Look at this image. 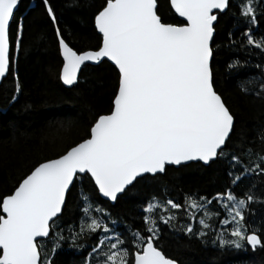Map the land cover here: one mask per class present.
<instances>
[{"label": "snow or ice", "instance_id": "1", "mask_svg": "<svg viewBox=\"0 0 264 264\" xmlns=\"http://www.w3.org/2000/svg\"><path fill=\"white\" fill-rule=\"evenodd\" d=\"M170 3L184 23L162 22L157 14V0H106L94 15V27L102 37L95 50L75 51L56 27L63 57L59 79L64 85L74 86L78 82L85 62L99 63L104 58L115 66L117 82L109 111L94 116L87 138L57 158L38 163L14 191L0 197V264H53L46 254L42 259L38 238L51 236L54 254L61 241L71 239L75 247L83 248V244L76 242L94 234L99 235L84 264H177L154 244L159 236L157 221L171 226L176 219L172 210L182 208L172 199H150L142 208L144 229H129L130 241L124 233L109 228L104 210L99 206L93 209L90 197L83 191V216L78 230L70 226L66 237L63 229L56 231L60 228L57 220L68 194L82 176H89L100 194L116 201L119 194L146 173H164L167 166L189 161L208 164L217 158L229 161L230 187L211 199L186 196L185 215L189 222L182 231L207 243L208 230L213 225L206 218H210L209 206L216 201L224 218L218 221L221 227L211 244L220 249L264 248V234L250 231L245 223V212L254 200L252 189L242 197L232 191L250 174L264 175V129L257 136L259 147L243 137L230 145L235 116L214 86L213 38L218 19L214 10L224 12L229 8V0ZM257 3L258 0H244L240 5L248 25L242 35L248 46L264 54V36L253 35V26L259 23ZM42 4L55 24L56 15L49 0H42ZM18 5L19 0H0V79L13 71V50L20 48L23 23L14 17ZM14 20L13 38L10 30ZM238 65V61H232L227 67L231 70ZM254 67L264 77V64ZM20 91L16 77L15 92ZM241 91L249 89L242 83ZM255 95H264V82ZM11 99L15 101L17 96ZM228 147L231 151L226 153ZM93 210L97 215L92 214ZM157 210L167 214L157 215ZM197 213H203L198 221ZM194 222L199 223V229Z\"/></svg>", "mask_w": 264, "mask_h": 264}, {"label": "trees", "instance_id": "2", "mask_svg": "<svg viewBox=\"0 0 264 264\" xmlns=\"http://www.w3.org/2000/svg\"><path fill=\"white\" fill-rule=\"evenodd\" d=\"M105 2L49 0L56 15L53 24L42 0H19L14 17L23 23L20 48L13 50V71L0 83V197L10 194L38 163L57 158L87 138V129L94 116L109 111L117 82L115 67L104 60L97 65L86 64L81 68L78 82L65 87L59 79L62 60L55 32L59 27L65 42L75 51L95 50L101 36L94 28V15ZM243 2L229 0V8L218 13L213 38L214 86L235 116V131L229 144L238 143L243 137L259 147L257 136L264 129V95L257 96L255 92L264 77L254 65L264 64V54L248 46L242 35L248 27L241 15ZM256 7L259 23L253 26V35L261 37L264 36V0H258ZM157 14L164 23L182 24L168 0H157ZM15 30L14 20L10 37L14 38ZM232 61H238L239 65L230 70L227 66ZM16 77L21 88L18 94L15 92ZM258 77L260 79H256ZM249 80L252 83H248ZM242 83L248 92L241 91ZM13 95L17 96L15 101L11 99ZM229 151L230 147L225 148L226 153ZM229 169V161L225 158H217L207 165L191 162L177 167L167 166L162 174L138 178L112 204L99 196L89 176H82L67 196L57 220L60 228L56 231L63 229L67 237L70 226L78 230L83 216L81 191L90 197L93 209L99 206L104 210L109 228L124 233V238L129 241V229L143 231L142 208L150 199L155 197L160 202L172 199L182 208L172 210L176 219L171 226L157 221L159 236L154 241L166 257L175 259L177 264H264V248L258 247L255 251L250 246L239 250L220 249L211 244L221 227L218 221L224 218V211L216 201L209 206L210 218H206L213 225L208 230L207 243L182 231L183 225L189 222L185 215V197L211 199L216 193L224 192L230 187ZM250 188L254 200L245 212V223L250 231L254 229L258 234H264V175L250 174L233 186L232 191L242 197ZM92 214L97 215L95 210ZM160 214L167 213L157 210V215ZM202 214L197 213V221ZM194 227L199 229V223L194 222ZM98 235L78 240L76 243L83 244V248H77L71 239H65L54 254L51 236L39 240L42 259L46 254L53 264H84Z\"/></svg>", "mask_w": 264, "mask_h": 264}, {"label": "water", "instance_id": "3", "mask_svg": "<svg viewBox=\"0 0 264 264\" xmlns=\"http://www.w3.org/2000/svg\"><path fill=\"white\" fill-rule=\"evenodd\" d=\"M168 2H169V6H170V8H171V10L174 12V14L176 15V17L182 22V23H184L185 21H184V18H182V17H179V15L175 12V10L171 7V3H170V0H168ZM226 11V10H225ZM224 11V12H225ZM15 12H16V10H15ZM218 13H221V12H219L218 10H214V14H216L217 16H218ZM223 13V12H222ZM15 14V13H14ZM216 23V22H215ZM215 25V24H214ZM95 28V27H94ZM96 30V29H95ZM96 32H97V30H96ZM98 33V32H97ZM99 34V33H98ZM215 34V33H214ZM100 35V34H99ZM101 40H102V37H101ZM58 47H59V43H58ZM92 50V49H91ZM85 51H87V50H85ZM59 53H60V50H59ZM60 56H61V60H62V65H63V57H62V55H61V53H60ZM104 61H107V62H109L111 65H113L112 64V62L111 61H109V60H107V58H104L103 59ZM102 60V61H103ZM100 63V62H99ZM99 63H97V62H91V61H89V62H85V64L84 65H86V64H89V65H97V64H99ZM62 65H61V68H62ZM84 65H82L81 66V68L84 66ZM114 66V65H113ZM115 67V66H114ZM60 68V69H61ZM80 71H81V69H80ZM80 71H79V73H78V78H79V74H80ZM1 81H2V79H0V83H1ZM61 81V80H60ZM61 83L63 84V82L61 81ZM64 85V84H63ZM65 87H71V86H68V85H64ZM55 159V158H54ZM191 162H200L201 164H203V165H207V164H204V162H202V161H189V162H185L184 164H188V163H191ZM171 166H174V167H177L176 165H171ZM157 174H162V173H157ZM144 175H155V174H149V173H146V174H144ZM143 175V176H144ZM138 178H140V177H138ZM137 178V179H138ZM93 183H94V181H92ZM18 186V185H17ZM14 191V190H13ZM97 191H98V189H97ZM98 194H99V196L102 198V199H104V200H106V201H108V202H110L111 204L112 203H114L115 201H111V200H109L108 198H106V197H104L102 194H100L99 192H98ZM119 195H121V194H119ZM118 195V196H119ZM1 213H2V210H1ZM43 239H46V238H38V241L39 240H43Z\"/></svg>", "mask_w": 264, "mask_h": 264}]
</instances>
